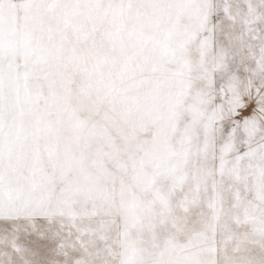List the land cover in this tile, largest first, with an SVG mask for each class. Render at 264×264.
Instances as JSON below:
<instances>
[{
    "label": "rangeland",
    "instance_id": "obj_1",
    "mask_svg": "<svg viewBox=\"0 0 264 264\" xmlns=\"http://www.w3.org/2000/svg\"><path fill=\"white\" fill-rule=\"evenodd\" d=\"M0 264H264V0H0Z\"/></svg>",
    "mask_w": 264,
    "mask_h": 264
}]
</instances>
